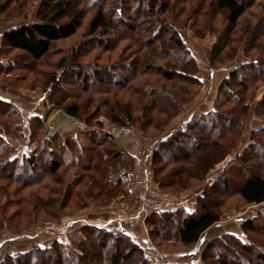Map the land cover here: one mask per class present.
I'll list each match as a JSON object with an SVG mask.
<instances>
[{
  "label": "rangeland",
  "instance_id": "rangeland-1",
  "mask_svg": "<svg viewBox=\"0 0 264 264\" xmlns=\"http://www.w3.org/2000/svg\"><path fill=\"white\" fill-rule=\"evenodd\" d=\"M47 1L0 0V5L4 4V7H0V44L1 34L6 29L29 21H37V13ZM72 1L74 2L72 10L77 8L85 11L81 20L82 25L77 30L76 35L57 41L50 52L38 61L16 50L5 49L0 53L2 54L1 61H12L10 62L11 69L6 70L3 66H1L3 68H0V99H7L11 101V104L15 105L7 106L5 107L6 110L0 111V132H3L0 135L8 145L17 149L16 153H14V156H17L27 150H35V147L40 145V140L43 137L53 138L57 134H61L62 137H72L78 136L81 130L93 129L96 130L94 134L98 136V139L102 138L103 134H107L106 143L109 142L110 145H113L110 149L123 150L127 155L132 156L133 168L127 175H124L122 173L123 169H118L122 165L120 164V167L116 166L118 165L117 163L115 164L116 168H111L109 172L105 171L104 176L113 184L123 179L121 180L123 187L119 185L117 195L111 198L110 192L102 193L97 187L96 180L100 178V175L95 170L96 164L99 163L96 160L97 156H95L96 147L92 151V158L94 159L90 160L89 157L87 159L82 157L85 151L78 150L79 147L77 146L78 148L72 153L76 164L74 163L72 166L65 164L67 167L65 166L56 176H46L40 182L35 181L37 183L32 182L27 185L21 183L22 180L20 182L15 177H10L11 171L7 168L2 170V166H0V261H4L5 257L9 255H15L16 258L22 256L25 261L24 264H46L52 255L48 257L44 250L53 246L56 247L54 250H58L61 253L62 264H111L110 258L116 253L119 254L117 264H144L142 262L143 257L149 261V264H155L153 258H159V262L156 264L182 263L189 259L193 261L195 254L201 257L199 264H206V262L214 264L217 256H212L210 251L205 254L208 256L207 261H203L202 257L207 251L208 243L214 238L222 236L224 240L217 245V250L222 252L220 255L221 259L229 261L230 264H254L251 256L242 254L239 248L229 241L231 239L224 234L227 232L231 234L237 233L244 242H256L253 246L256 256L264 255V203L248 205L242 201L237 193V184L242 182L244 178L264 173V148L260 147L256 150L255 156L257 157L254 161L252 160L251 164H247L249 162L247 160H240L237 165L233 164L226 169L227 174H230L233 178V184L228 185L226 188L222 186L206 188L207 179L216 178L226 161L219 160L217 162L216 159H219L218 155L214 158L212 156L206 157L205 153L201 152V150L205 149L202 147L204 146L202 141L196 140L197 142H194L192 140L185 144L186 153L183 156L185 158L181 157V161L184 160L185 162L177 161L167 167L160 164L158 166L161 167L156 168L153 166L152 161L153 152L159 147L162 139L168 138L170 134L176 132L179 128H184L200 112L214 107L220 84L231 69L248 61V57L251 59L259 56L264 57L262 55L263 52L261 53L260 51L261 45L264 43V33L261 36L260 32L254 31L252 33V29L248 30L247 33L245 32V28L248 27L246 24L251 28L256 24L258 25V23L260 27H264L262 23L264 6L261 4L262 2L264 4V0H241L248 7V11L240 22L242 31L237 32L238 35H235L239 37L244 34V38L248 39V41L254 40L257 42L261 40L262 43L258 41L259 49H244L246 40H243L242 46L239 45L240 43L232 42V47L235 46V49L239 48L237 55L235 57L232 56L233 54L229 50L226 54L224 53L225 56L221 62L216 61L213 64L209 63L206 56L211 43L216 38L215 34L213 35L212 33L219 32L225 25V14L214 12L213 7L209 6L201 7L200 13L195 14L198 23L192 28L208 32L207 23H209L211 25V28H209L211 33H207L205 37H197L194 36L193 30L187 27L181 31V34L201 65L202 87L201 89L199 87L195 88V90H200L198 94L192 101L183 105L181 112L166 130L160 133L151 129L148 132L149 137L133 128H120L113 125L107 115H105L109 105L103 104V101L111 98L114 91L106 89V91L93 92L92 89L98 87V83H92L91 85V82L80 79L81 73L79 76L67 74L63 78L62 83L50 85L49 78L57 70V63L64 56H70L68 64L72 60L75 64V60L72 59L71 55L76 54L78 60L73 66L74 70H78L79 67L80 72L91 76V71H88L87 68L88 64H104L105 66L114 63L118 59L128 58L132 60L133 55L128 54V51L124 48L132 45L134 39L136 41L142 40L141 36L139 35V37L136 34L139 31L132 30L133 28H129L127 25H122L120 28L122 32H119V37L114 38L111 35L104 34L103 37L105 39L103 40L105 42L99 43V46H94L92 44L94 42L88 44L87 40L91 38L87 31L88 21L93 14V10L88 9L87 5L82 3V0ZM143 1V8L134 11L132 13L133 16L139 17L143 14V10L159 12L160 10L166 11L169 8L164 3L167 0H164L163 3H157L153 0ZM179 1H185L187 3L186 8L188 7L178 20L179 24H183L187 22L186 15L190 11L189 5L194 6L201 0ZM121 2L124 3L123 1ZM206 2L208 4L210 0H206ZM258 2H260L261 6ZM178 4L180 7V3ZM257 5L261 8H257ZM209 11L213 16L210 17L209 15L207 19ZM69 13L67 12L63 20L67 19ZM123 14L126 16V10H124ZM125 16L123 15L124 18ZM259 17L262 18L261 21H259ZM135 22L131 24L135 25ZM191 22L192 20H190V24ZM259 29L261 30V28ZM201 32L199 31V33ZM125 33L126 35H124ZM126 37L134 38L129 39ZM74 48L78 51H73L72 53ZM235 49L233 52H235ZM1 50L3 48L0 49V52ZM122 50H125L127 55H122ZM262 85H264V82L260 84L259 88ZM51 86L54 89L59 87L64 92L60 96H66L65 100L67 103L80 102L85 107L83 117H89L91 124H87L83 118L69 115L63 108L54 105L53 101L48 98L47 89ZM259 88L258 86L257 89L253 87L245 95H239L240 99L244 97L247 99L250 104V111L245 118L243 136L239 134L233 135L232 148L237 146L240 138V146L250 142L251 135L255 133L254 129L261 128L264 125V114L259 117L256 112L260 98L259 93L264 90V87L260 90ZM232 89L237 91L238 88L234 86ZM115 91L119 98L125 97L133 101L135 104L134 114L140 112L141 104L137 103V95H134L131 90L116 89ZM258 91L260 92L257 93ZM56 96L57 94L52 97V100L54 98L55 101ZM228 106L235 107L236 104L232 106L228 103L225 107ZM259 107L261 110L264 105H259ZM8 113H11V116H8ZM26 118H33L28 127L25 126V122H22ZM14 127L15 129L12 131ZM222 127L227 126L224 123ZM30 129L36 132L35 138L30 139L29 137L28 139L25 134L21 135V132H27ZM253 136L258 141H264V134L259 137L258 132H256ZM60 145L62 146V143H59V147ZM56 146L53 148H59L58 144ZM197 153H202L199 157L204 156L205 162L202 160V163H197L199 164L198 166L194 164V167H196L190 171L188 170L189 172L184 175L183 180L176 181V177L171 174H169L171 176H168L172 168L189 169L195 161L193 156ZM101 154L103 153L100 152V156ZM67 159L69 158H65V160ZM103 159L110 160V157L102 155V161L104 162ZM101 165L98 164L100 169ZM146 172L149 173L150 188L164 198H172L177 203L178 201L186 203L192 198V200H195V202L199 201L201 204L211 201L217 204L216 207L221 213V219L202 236L199 243L191 248L181 245L178 238L172 234L177 228V225H175L177 218L159 220V217L154 215L156 212H152L150 207L152 204L150 203L152 201V191H150L149 195L147 194L146 199H142L141 195H143L145 189H142L137 182L145 176L144 173ZM157 172L159 179L167 176L163 184H160L159 180H157ZM202 195H205L204 199H201ZM37 198L41 202H37ZM143 206L145 210H142ZM95 219H111L116 225L95 223L93 221ZM249 219L254 220L255 226L260 231L256 235L251 234L252 240L241 233L242 222ZM168 221H171V223ZM90 222L95 224L96 227H104L105 230L116 228L123 233L134 235V240L143 245L141 252L136 258L126 259L123 257L128 252L125 242L116 239H102L94 231V233H91L89 229H82ZM157 222L161 223L162 227H159L160 225ZM47 224H52V226L48 225L49 229L42 230ZM125 227L132 232L126 231ZM161 231L164 234H160ZM84 237H86V240ZM82 239L84 241L81 245ZM57 240L63 241L70 247L72 246L73 250L77 252L76 257L70 256L72 254H66L65 250L57 246L55 244ZM257 242L262 247L258 246ZM44 258H46L45 261ZM254 258L256 261L257 258ZM42 261L44 263H41ZM52 263L51 261L49 264Z\"/></svg>",
  "mask_w": 264,
  "mask_h": 264
},
{
  "label": "trees",
  "instance_id": "trees-1",
  "mask_svg": "<svg viewBox=\"0 0 264 264\" xmlns=\"http://www.w3.org/2000/svg\"><path fill=\"white\" fill-rule=\"evenodd\" d=\"M153 1L157 3L164 2V0ZM82 3H85L88 9L93 10V14L88 21L87 31L88 35L91 37L87 40L88 44L94 42L92 43L94 46H99V43L105 42V40H103L105 39L103 37L104 34L111 35L114 38L119 37V32H122L120 30L122 25H127L129 28H133L132 30L139 31L136 34H138L137 36L140 35L142 40L136 41L134 39L132 45L124 48L128 51V54L130 53L133 55L132 60L128 58L123 60L118 59L114 63L105 66L104 64H88L87 68L88 71H91V76L84 74V72H80L81 70H79V67L78 70H74L73 66L77 63L76 60H78L76 54L71 55L72 59L75 60V64L73 60L68 64L70 56H64L57 63V70L53 72L49 78L50 85L53 86L62 83L63 78L67 74H76L79 76L81 73L80 79L91 82V85L92 83H98V87L92 89L93 92L111 89L114 91L113 95H111V98L103 101V104L109 105V109L105 111L107 118L116 127L133 128L146 137L150 136L148 132L151 129L160 133L166 130L181 112L183 105L192 101L196 94H198L200 90H195V88L199 87V89H201L202 87L203 79L200 76L201 65L197 56L187 45L181 34V31L187 27L193 30L194 36L197 37H205L207 33H211V31H209V28H211L209 23H207L208 32L205 30H194V28H192V26L198 23L195 14L200 13L199 10L201 7H213L215 10L214 12H222L226 17L224 27L219 32L212 33L213 35L215 34L216 38L211 43L206 56L210 64L216 61L221 62L229 50L232 52V56L235 57L239 48L235 49V46L232 47V42L240 43L239 45L242 46L243 40H246L244 49L250 50L252 48L259 49V42L261 41H248V39L244 38V34L239 37L235 36L238 35L237 32L242 31L240 22L248 11V7L241 0H210L208 4L206 0H201V2L199 1L194 6L189 5L190 11L188 15H186L187 22L183 24H179L178 20L188 8H186L187 3L185 1L167 0V2H164L166 3L165 5L169 6L166 11L160 10L159 12H153L150 10H143V14L139 17L135 14V16H133L132 13L143 8V0H82ZM178 3H180V7ZM258 3L260 5V2ZM73 4L74 2L72 0H48L38 11L37 21H29L19 26L10 27L3 32L0 44V49L3 48V50H1L0 53L5 49H9L23 52L33 60L38 61L44 58L57 41L68 39L76 35L77 30L82 25L81 20L85 11L78 10L77 8L72 10V8H74ZM261 4L264 6L263 2ZM3 5L1 4L0 7H4ZM260 6L257 5V8H261ZM124 10L127 12L126 16L123 14ZM67 12L70 13L67 15V19L63 20ZM254 12L257 13L256 11ZM260 12H258V14H260ZM209 15L210 17L213 16L209 11L207 19ZM262 18H260L259 21L262 20L264 24V17ZM190 20H192L191 24ZM132 22H135V25H132ZM259 25L258 23V25L256 24L251 28L246 24L248 27L245 28V32L247 33L248 30L252 29V33L254 31L260 32L259 34L262 36L264 27H260ZM259 28H261V30ZM199 31L202 32L199 33ZM124 35H126V33ZM133 38L134 37H130L129 39ZM261 46L260 51L261 53L263 52L262 55H264V43ZM234 49L235 52H233ZM125 50H122V55H127ZM73 51L75 52L78 50L74 48L72 49V53ZM246 56L248 55L246 54ZM1 59L2 54H0V68L4 67L6 70L11 69L10 62L12 61L8 60V62H3ZM152 70H154V72H152ZM263 79L264 57L259 56L258 58L254 57L252 59L248 57V61L231 69L220 84L214 101V107L210 110L200 112L196 118L184 128H179L176 132L170 134L168 138L162 139L159 147L153 152V166L157 168L161 167L158 166L161 164L167 167L172 163L181 161V157L186 153L184 146L188 141H202L204 143L202 147L205 149L201 150V152L203 151L206 157L212 156V158H214L218 155L219 159H216L217 162L219 160L226 161L223 169L218 172L216 178L207 179L206 188L211 186H222L226 188L228 185H232L233 178L230 174H227L226 169L233 164L237 165V162L240 160H247L249 161L247 164H251L252 160L254 161L257 157L255 156L256 150L260 147L264 148V141H258V139L254 137L255 135L253 136L256 132H258L259 137L260 135L263 136L264 125L261 128L254 129L255 133L251 135L250 142L244 146H240L241 138L237 146L233 148V143L231 142L234 141L233 135L239 134L243 136L245 118L249 115L250 111V104L247 102V99L245 97L240 99L239 95H245L246 92L253 87L254 89L255 87L257 89V86L259 88L260 84L264 82ZM52 86L48 88L47 91L48 98L53 101V104L63 108L73 117L85 119V122L90 125L91 119L89 117H83L85 107L80 104V102L67 103L65 100L66 96H60V94L64 92H62L59 87L58 89H54ZM234 86L239 90H233L232 88ZM263 87L264 85H262L261 88ZM261 88H259V90ZM116 89L131 90L134 95H137V103H139V105L141 104L140 112L134 114L135 104L133 101L125 97L119 98L115 91ZM259 92L260 91L257 93ZM56 94L57 96L54 101L52 97ZM259 94L258 107L259 105H264V90ZM98 100L101 101L102 99ZM228 103L232 106L236 104V106L225 107ZM223 105L225 106L223 107ZM7 106L10 107L15 105L11 104V101L7 99H0V111L6 110L5 107ZM258 107L256 108V112L260 117L264 114V108L260 110V107ZM8 116H11V113H8ZM31 120H33V118H26L22 122H25V126L28 127ZM224 123L227 127H222ZM13 129H15V127L12 128V131ZM95 132L96 130L93 129L81 130L78 136L62 137L61 134H57L53 136V138L43 137L40 140V145L35 147V150H27L17 156H14L17 149L8 145L0 135V166H2V170L7 168L11 171L12 174H10V177H15L18 181L22 180V182H20L27 185L32 182H40V180L46 176H56L66 165L72 166L76 162L72 157V153H74V150L78 147V150L85 151V154L82 155L83 158L87 159V157H89L90 160H93L92 151H94V147H96L97 151L95 152V156H97L96 160L99 163L96 164L95 170L100 175V178L96 180L97 187L102 193L110 192L111 198H114V196L117 195L118 186L120 185L123 187L121 181L123 179L113 184L104 176V173L106 170L109 172L111 168H116V166L120 167L122 165V167L118 169H123L122 173L127 175L133 168V157L127 155L123 150L117 151L110 149L113 145H110L109 142L106 143L107 140L105 139L108 137L107 134H103L102 138L100 137L98 139V136L94 134ZM1 133L3 132H0V134ZM24 134L28 139L29 137L33 139L37 135L36 132L31 129L27 130V132H21V135ZM59 143H62V146L60 145L61 148L59 147ZM56 144H58L59 147L57 149L53 148ZM198 148L196 149L198 150ZM100 152L103 153L101 156ZM201 154L202 153H197L193 156L195 161L189 169H178L175 167L171 169L168 176L172 175L176 177V181L183 180L186 173L199 165L197 163H202V160L205 162L204 156L199 157ZM102 155H108L110 160L103 159V162ZM65 158L69 159L65 160ZM81 161L83 160L81 159ZM181 162L185 161L183 160ZM117 163L118 165L115 166ZM98 164H102L101 169L98 167ZM194 164L197 165L194 167ZM156 176L160 184H163L167 179V176L159 179L158 172ZM237 186V193L244 203L248 205H260L264 203V173L260 175H250L244 178ZM204 198L205 195H202L201 199ZM36 200L37 202H41L38 198ZM199 203V201L195 202V200L191 198L186 203H183V201L178 202L171 208L156 212L154 215L159 217V220L177 218L175 222L177 228L172 234L178 238L181 245L191 248L199 243L203 233L207 232L221 219V213L216 207L217 204L211 201L204 204L200 203L199 207ZM168 222L171 223V221ZM157 224L160 225L159 227H162L161 223L159 224L157 222ZM246 224L247 226H245ZM82 229H89L91 233L94 231L97 236H100L102 239L108 238V240L116 239L118 241H124L128 252L123 257L128 260L132 257L136 258L143 247V245L134 240V235L131 236L130 234L123 233L116 228H108L105 230L104 227H96L95 224H91L90 222ZM162 231L160 234H164ZM259 232V228L255 226L253 219L242 222L241 233L244 236L252 240L251 234L256 235ZM224 235L231 239L229 241L236 245L242 254L251 256L254 264H264V255L259 257L256 256L253 247L256 242H244L237 233L231 234L227 232ZM84 239L86 240V237H84ZM84 239L81 240V245ZM223 240L224 237L219 236L208 243L207 251L202 257L203 261L208 260V256L205 254L210 251L212 256H217L216 258L214 257L216 260L214 264H230L229 261L220 258L222 252L217 250V245ZM55 244L65 250L66 254H72L70 256L76 257L77 252L73 250L72 246H68V244H65L61 240L55 241ZM257 244L262 247L258 242ZM55 248L56 247L52 246V248L50 247L44 250V252L48 254V257L52 255L46 264H49L51 261L53 262L52 264H62L61 253H59L58 250H54ZM117 257H119V254H113L110 258V263L117 264ZM254 257L257 258L256 261ZM45 259L46 258H44V261ZM44 261L41 263H44ZM24 262L22 256L16 258L15 255H9L5 257L4 261H0V264H24ZM142 262L144 264H149V261L145 257H143ZM172 264L193 263L192 260L189 259L182 263ZM206 264H208V262H206Z\"/></svg>",
  "mask_w": 264,
  "mask_h": 264
},
{
  "label": "built area",
  "instance_id": "built-area-1",
  "mask_svg": "<svg viewBox=\"0 0 264 264\" xmlns=\"http://www.w3.org/2000/svg\"><path fill=\"white\" fill-rule=\"evenodd\" d=\"M144 174H145V176H143L142 179L137 182V184L140 185L142 187V189H145V191L143 192V195H141L142 199H146L147 194L149 195L150 191H152L151 192L152 193L151 194L152 201L150 202V203H152L150 205V207L152 208V212L153 211L159 212V211L171 208L172 206H174L177 203L172 198H166V197L164 198L158 192L153 191L150 188L149 173L146 172ZM178 202H180V201H178ZM142 210H145L144 206L142 207ZM48 225L52 226V224H47V226L43 227L42 230L49 229ZM196 255L197 254H195V258H193V260L196 264H199V262L201 261V257L199 255H197V256ZM153 261L156 264L159 262V258H153Z\"/></svg>",
  "mask_w": 264,
  "mask_h": 264
},
{
  "label": "crops",
  "instance_id": "crops-1",
  "mask_svg": "<svg viewBox=\"0 0 264 264\" xmlns=\"http://www.w3.org/2000/svg\"><path fill=\"white\" fill-rule=\"evenodd\" d=\"M3 34V33H2ZM2 34H1V38H2ZM195 113V112H194ZM185 122V121H184ZM95 223L96 222H99V224H103V223H109V224H111V225H116V223L113 221V220H111V219H95V220H93ZM135 222V221H134ZM127 230H126V229ZM125 228H123V229H125L126 231H128V232H132L129 228H127V227H125ZM206 233V232H205ZM205 233H203V235L205 234ZM202 235V236H203ZM202 236H201V238H202ZM201 238H200V240H201Z\"/></svg>",
  "mask_w": 264,
  "mask_h": 264
},
{
  "label": "bare ground",
  "instance_id": "bare-ground-1",
  "mask_svg": "<svg viewBox=\"0 0 264 264\" xmlns=\"http://www.w3.org/2000/svg\"><path fill=\"white\" fill-rule=\"evenodd\" d=\"M192 263H193V264H196V263L194 262V260L192 261Z\"/></svg>",
  "mask_w": 264,
  "mask_h": 264
}]
</instances>
